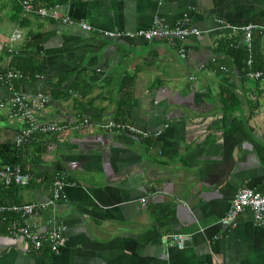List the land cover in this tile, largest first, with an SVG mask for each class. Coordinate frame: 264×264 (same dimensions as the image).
I'll use <instances>...</instances> for the list:
<instances>
[{"label":"crops","instance_id":"crops-1","mask_svg":"<svg viewBox=\"0 0 264 264\" xmlns=\"http://www.w3.org/2000/svg\"><path fill=\"white\" fill-rule=\"evenodd\" d=\"M9 2H0V49L35 33L42 79L0 84V142H13L22 126L8 118L14 94L48 96L38 120L63 130L20 149L31 182L19 186L17 199L48 204L52 182L43 176L61 175L60 199L27 222L44 231L55 223L64 232L52 253L12 239L7 229L14 223L8 224L0 230V264H264V222L250 210L234 225L221 222L238 189L264 192L256 152L264 149V81L236 66L245 47L260 67L246 63L247 72L264 69V33L248 47L240 30L264 29V0H72L60 5L71 25L21 9L17 23ZM182 17L199 36L146 42L103 35L156 21L171 26ZM122 99H129L122 124L131 130L104 128L116 122ZM84 110L97 117L77 127ZM232 123L245 129L229 131ZM169 235L181 236L182 248Z\"/></svg>","mask_w":264,"mask_h":264},{"label":"built area","instance_id":"built-area-1","mask_svg":"<svg viewBox=\"0 0 264 264\" xmlns=\"http://www.w3.org/2000/svg\"><path fill=\"white\" fill-rule=\"evenodd\" d=\"M22 12L26 15H34L39 18L49 19L54 22L71 25L73 21L60 12V6H40L36 0H15ZM80 28L85 31L91 30L89 24L80 23ZM240 30L243 32L244 42L250 47L251 41L255 33H264V29L252 24H248ZM201 31L191 25L187 17L178 19L173 25L167 26L160 22H155L147 29L136 30L132 33L121 34L115 32H104L103 35L109 38H121L122 36L140 39L146 42L153 40L167 41H184L189 36H199ZM19 35H15L12 41H17ZM180 56L185 57L184 50H180ZM247 66L250 67L251 60H247ZM247 76L251 80L264 81V69L256 71H248ZM21 78V75L16 72L9 71L0 76V83L6 86H12L11 82L14 79ZM42 79V76L36 77ZM48 101V96L40 94L38 96H29L26 94L16 93L8 102V118L15 119L22 123L21 128L17 130L14 136V145L22 147L30 137L35 134H56L63 130L60 124L50 122H40L38 116L43 111L45 104ZM89 125L86 119H83L77 127ZM104 128L110 130H131L127 125L108 121L102 124ZM31 176L27 172H23L17 165L4 166L0 169V183L9 185L11 183L17 186L29 185ZM65 186L64 178L61 175L54 177L52 185V201L44 205H36L25 203L20 205H0V214L14 213L18 218V223L11 225L8 230V235L17 241H23L32 250H40L43 246H47L52 253H56L62 243L64 228L54 223L52 229L44 231L27 222V219L38 214L43 208L51 204L53 201L60 199L63 188ZM244 210H250L253 214L254 221L257 223L264 222V192H258L253 188L238 189L232 206L226 216L222 219L223 225H234L237 217ZM168 238L173 243H176L178 248H182L184 239L178 235H169Z\"/></svg>","mask_w":264,"mask_h":264},{"label":"trees","instance_id":"trees-1","mask_svg":"<svg viewBox=\"0 0 264 264\" xmlns=\"http://www.w3.org/2000/svg\"><path fill=\"white\" fill-rule=\"evenodd\" d=\"M72 0H36V2L40 6H55V5H65L67 3H70ZM0 2L6 3L7 0H0ZM11 4L12 12L15 17L14 21H17V23H20L23 18L19 17V12H21L19 5L14 1L11 0L9 2ZM49 20V19H47ZM52 21V20H50ZM24 28V27H23ZM41 41L35 38V33L28 32L26 35V38L23 43H21L20 46L9 49L8 47H2L0 49V76L12 71L19 73L21 75V78H17L12 80V85H19L22 83H26L29 81H32L36 79V77L42 75V68H41V54L38 48L40 47ZM238 60L236 62L237 68L240 70V72L243 74L244 77L247 76V66L246 62L249 57L252 59V68L253 69H260V67L256 66V61L253 59L254 57V51L253 48H250L248 50L245 47H239L238 49ZM262 68V67H261ZM127 85L125 90L129 91V88L131 86V83L126 81ZM1 84V83H0ZM128 87V88H127ZM125 92V91H124ZM129 99H122V101L117 105L116 109V122L123 123V108L126 103H128ZM230 104H233L232 102ZM223 106H227L225 103ZM229 109V108H228ZM84 119L88 121L89 124H93L94 120L96 119V114L92 113L91 110H84L82 112ZM81 114V115H82ZM238 129H245L242 125L235 126V123H232L229 131H235ZM60 133L53 134L52 137L55 135H58ZM43 134L35 133L33 134L28 141L23 146L29 145V143L33 142V139L42 137ZM22 146V147H23ZM22 147H16L13 142H0V169L6 165L8 166H14L19 165L24 171L28 172L27 165L28 163L24 161L23 156L21 155L20 149ZM39 152L37 155H39ZM256 152L259 156V158L264 162V149L261 147H257ZM31 162V160H30ZM33 162V160H32ZM49 179L52 182L54 181V177L52 176L51 179L48 176H43V180ZM31 182V179H30ZM29 182V184H30ZM20 191V187L11 183L9 185H2L0 184V205L3 206H9V205H20L21 203L17 199V195ZM16 214L8 212L4 213L3 215H0V230H5L6 226L8 224L16 223Z\"/></svg>","mask_w":264,"mask_h":264}]
</instances>
